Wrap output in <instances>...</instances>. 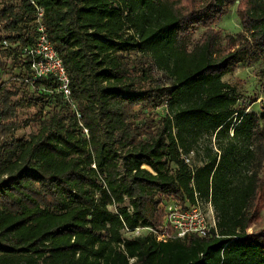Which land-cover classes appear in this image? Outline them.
<instances>
[{
	"label": "trees",
	"instance_id": "obj_1",
	"mask_svg": "<svg viewBox=\"0 0 264 264\" xmlns=\"http://www.w3.org/2000/svg\"><path fill=\"white\" fill-rule=\"evenodd\" d=\"M216 1L0 0L13 85L29 86L41 7L74 102L53 76L29 100L0 81V264H264V230L249 232L264 208V103L260 116L236 108L223 80L257 61L264 78V0H239L243 31L225 36L212 25L235 0ZM52 99L37 132H12L20 107ZM213 136L202 165L186 162ZM199 199L216 212L206 237L126 234Z\"/></svg>",
	"mask_w": 264,
	"mask_h": 264
},
{
	"label": "rangeland",
	"instance_id": "obj_2",
	"mask_svg": "<svg viewBox=\"0 0 264 264\" xmlns=\"http://www.w3.org/2000/svg\"><path fill=\"white\" fill-rule=\"evenodd\" d=\"M217 4L225 6L228 3V0H218ZM239 0H235L233 4L230 5L229 11L212 26L219 29L222 32V35L226 34H238L243 31V27L240 21V18L237 13V5ZM204 27L199 28L193 35V43L199 40L201 37ZM6 32L3 29V24L0 23V35L6 36ZM12 56H6L3 54L2 47H0V62L3 63L5 68L1 70L0 68V81L7 82L8 85L14 86L13 88L18 89V95L14 96V99L26 98L27 100L35 96L34 88L23 85L20 81L17 84H14L12 80L16 74L19 72L18 67H15V62L12 59ZM263 67L261 61L254 63H242L236 66L231 72L227 73L223 80L229 83L231 86L235 87L237 92L240 95V100L238 101L236 108H245L248 112L255 113L260 116L261 107L264 103V78L260 76V70ZM43 104V105H42ZM56 105V101L52 99L51 101L40 103L39 106H22L18 109L15 121L17 122V128H12V132L21 137L28 138L32 133H35L39 130V125L37 122V113L39 107L43 106V109L46 111L51 110ZM1 109V105H0ZM159 114H164L166 109L164 107L156 110ZM210 139L204 140L201 145L198 146L197 154L194 152L191 163L194 165H202V157L206 152V144L210 146H215V136ZM216 148V146H215ZM172 201L168 202L166 206ZM204 208L206 212L211 216V206L208 202L203 201ZM214 207V206H213ZM215 212V209H214ZM216 216V212H215ZM217 220V218H216ZM264 230V208L261 211V218L253 223L249 228V232H256Z\"/></svg>",
	"mask_w": 264,
	"mask_h": 264
},
{
	"label": "built area",
	"instance_id": "obj_3",
	"mask_svg": "<svg viewBox=\"0 0 264 264\" xmlns=\"http://www.w3.org/2000/svg\"><path fill=\"white\" fill-rule=\"evenodd\" d=\"M38 35L36 40L23 48L24 55L29 57L31 74L25 75L21 80L35 88L42 78L53 76L59 83L58 90L64 94L68 102L74 104L70 77L66 66L58 51L54 47L48 35V30L43 22L44 10L38 7ZM2 44L9 47V40L3 36ZM2 85H0V89ZM194 152L184 155L186 162L191 163ZM211 216L206 212L202 200L196 204L184 207L178 201H173L165 207L166 217L162 230H155L151 227L138 226L127 228V235H141L144 232H152L159 239L185 238L190 234H197L206 237L216 231V216L211 201Z\"/></svg>",
	"mask_w": 264,
	"mask_h": 264
}]
</instances>
